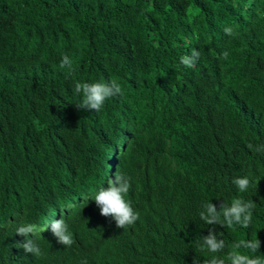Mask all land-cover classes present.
<instances>
[{"label": "trees", "instance_id": "obj_1", "mask_svg": "<svg viewBox=\"0 0 264 264\" xmlns=\"http://www.w3.org/2000/svg\"><path fill=\"white\" fill-rule=\"evenodd\" d=\"M111 79L122 96L75 106L76 81ZM249 144L264 145V0H0V264H202L213 227L227 244L257 234L264 254V152ZM117 169L140 216L127 229L91 199ZM236 197L256 203L249 228L200 220L205 200ZM61 215L71 247L50 230ZM22 223L42 256L17 247Z\"/></svg>", "mask_w": 264, "mask_h": 264}, {"label": "clouds", "instance_id": "obj_2", "mask_svg": "<svg viewBox=\"0 0 264 264\" xmlns=\"http://www.w3.org/2000/svg\"><path fill=\"white\" fill-rule=\"evenodd\" d=\"M223 31L230 37L237 35L231 26L224 27ZM200 55L199 51L193 49L191 54L182 55L179 58V63L185 68H193ZM228 56V51L220 53L222 59L227 60ZM59 67L67 69L69 76L75 71L73 61L67 54H62ZM73 92L81 97L75 105L78 109L95 110L96 112L104 107L108 99L124 94L121 85L115 79L91 83L76 81ZM248 147L256 152H264V145L253 146L249 144ZM130 180L131 177L117 169L114 179L109 178L107 180V187L101 186L91 198L99 209V214L105 218L110 217L115 221L116 228L120 229H127L140 218L131 201L126 199L131 188ZM231 182L240 193L246 192L250 186V179L247 176L234 177ZM255 207L256 203L252 200L236 197L232 199L230 204L222 202L219 205V210H217L215 204L205 200L201 204L199 218L209 226L218 225L233 230L238 226L247 229L251 225ZM49 224L57 243L65 247H71L75 243L69 224L62 215L60 219H52ZM41 231L35 223L20 224L16 228V233L24 237V242L18 244L17 247L23 248L26 253H32L35 257L42 256V250L33 238ZM260 247L261 241L257 234L252 239L241 238L227 244L224 239L216 234L214 227L208 235L200 237L196 241L198 251L209 254L202 264H264V254H257L260 253ZM81 264H87V261H82ZM193 264H201L200 258L195 257Z\"/></svg>", "mask_w": 264, "mask_h": 264}]
</instances>
